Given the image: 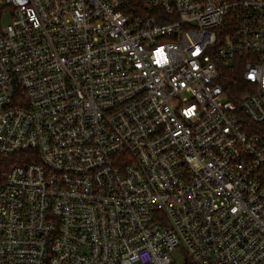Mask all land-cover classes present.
I'll return each instance as SVG.
<instances>
[{
	"label": "built area",
	"instance_id": "obj_1",
	"mask_svg": "<svg viewBox=\"0 0 264 264\" xmlns=\"http://www.w3.org/2000/svg\"><path fill=\"white\" fill-rule=\"evenodd\" d=\"M0 155V264H264V0H0Z\"/></svg>",
	"mask_w": 264,
	"mask_h": 264
},
{
	"label": "trees",
	"instance_id": "obj_2",
	"mask_svg": "<svg viewBox=\"0 0 264 264\" xmlns=\"http://www.w3.org/2000/svg\"><path fill=\"white\" fill-rule=\"evenodd\" d=\"M240 56H238L239 58ZM241 71H242V62H239L238 60L234 63V65L231 68H226L224 70V78L228 83H230L234 91L231 93L230 96L233 97L238 91H240L241 85H242V77H241ZM237 90V91H236ZM17 161V158L15 156H1L0 155V168L9 166L10 164H13Z\"/></svg>",
	"mask_w": 264,
	"mask_h": 264
},
{
	"label": "rangeland",
	"instance_id": "obj_3",
	"mask_svg": "<svg viewBox=\"0 0 264 264\" xmlns=\"http://www.w3.org/2000/svg\"><path fill=\"white\" fill-rule=\"evenodd\" d=\"M9 17L8 15H3L2 17V24H5L6 22H8ZM171 256L173 257L175 264H184V260H183V254L182 251L180 249H175L172 251ZM137 264V263H135Z\"/></svg>",
	"mask_w": 264,
	"mask_h": 264
}]
</instances>
